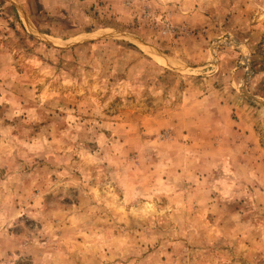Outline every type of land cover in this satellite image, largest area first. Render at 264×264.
I'll use <instances>...</instances> for the list:
<instances>
[{"label": "rangeland", "instance_id": "1", "mask_svg": "<svg viewBox=\"0 0 264 264\" xmlns=\"http://www.w3.org/2000/svg\"><path fill=\"white\" fill-rule=\"evenodd\" d=\"M0 264H264V0H0Z\"/></svg>", "mask_w": 264, "mask_h": 264}, {"label": "built area", "instance_id": "2", "mask_svg": "<svg viewBox=\"0 0 264 264\" xmlns=\"http://www.w3.org/2000/svg\"><path fill=\"white\" fill-rule=\"evenodd\" d=\"M167 26H168L169 29H170V28L175 29V27H171L170 24H168ZM169 29H168V30H169Z\"/></svg>", "mask_w": 264, "mask_h": 264}]
</instances>
